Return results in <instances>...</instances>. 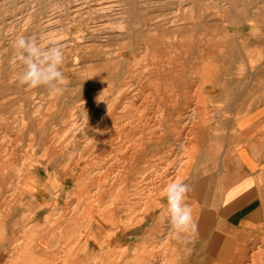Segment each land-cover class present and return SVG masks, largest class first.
I'll list each match as a JSON object with an SVG mask.
<instances>
[{"label":"rangeland","instance_id":"374dc122","mask_svg":"<svg viewBox=\"0 0 264 264\" xmlns=\"http://www.w3.org/2000/svg\"><path fill=\"white\" fill-rule=\"evenodd\" d=\"M17 35L36 37L45 46L56 44L63 47L62 70L66 79L59 93L51 94L44 87L28 89L19 84L18 76L21 66L13 48V41ZM0 51H2L0 92L4 90V93H0V194H2L0 195V204L2 203L0 215L10 211L16 206L13 204L19 201L20 207L28 213L25 214L26 225H30L29 237L27 236L16 247L15 245L8 249L6 247L3 252H0L2 261L19 262L21 258L18 257L17 252L24 246L29 252L27 264L29 261V264H35L37 251L41 247L52 254L54 264H64L67 258L66 245L59 238V234L53 235L47 244L40 245L39 239L34 236H37L38 228L36 227L34 232L31 223L35 219L40 229L48 230L52 228L54 221H65L68 218L67 220L73 221L74 238L77 237L83 247L89 245L87 248L92 252L91 254L94 252V255H90L88 262L85 261L84 264H140L141 262V264H215L210 255V247L207 248L198 241L194 242L192 231L179 235L169 228L165 214V188L169 184L168 180L183 183L186 180L190 191L185 202L194 215L195 210L211 202L214 193L219 192L214 190V187L216 189L221 183L219 181L221 179L220 159L214 157L219 153L221 156L225 155L226 150H236L242 144L240 136L229 139L231 132L224 133L222 126L218 124L222 122L220 119L236 117L235 120L238 121L243 116L244 122L233 124L234 133L238 135L248 128L251 123L250 118L254 114L258 113L257 117H264L260 114L264 112V0H0ZM94 55H97V58ZM100 55L105 58L102 59ZM88 83L89 86H87ZM215 83H219L221 88ZM106 87L107 93L104 92ZM187 91L189 94H186L184 98V92L187 93ZM160 96H162V105L159 108L157 102H160ZM257 97L260 98L257 99ZM83 100L85 102H82ZM177 100L179 103H185L186 110H178ZM58 101L62 102L58 103ZM249 101L252 103L249 104ZM98 103L100 106L97 105ZM113 103H120L121 107L125 108V112L116 108L114 116L102 121L104 112L111 108L110 105L113 107ZM225 105L230 106V110L220 109V107L225 108ZM249 105L254 107L251 109ZM195 106L202 109L198 110L200 113L203 111L204 114L208 111L206 115H203V122L205 120L206 122L202 126L203 133L204 131L207 133L206 141L202 144L203 151H201V154H205V158L199 160L195 170H192L187 179L182 181V174L177 176L176 171L180 169L179 167H182V170L190 166L187 165L190 151L188 150L189 139L195 136L192 126L188 125L184 128L182 125H176L179 136L174 135L176 133H170L171 136L164 138V142L165 140L167 142L168 138H180L188 151L182 147L178 150L180 141H170L167 147L163 146L165 149L150 148L148 153L138 151L136 145L139 141L132 134H146L148 130L150 132L153 124L157 123L160 111L167 112L173 109L170 111L171 114L178 111L183 112L184 117H188L191 114L190 107ZM142 110L145 116L140 118L137 112ZM65 115H67L66 118ZM251 130L248 139L252 141L244 142V144L264 147V125H255L251 127ZM99 131L107 133L105 135L109 134V137L104 138L102 133H98ZM217 132L221 139L219 143L212 142L214 140L212 136ZM130 136L131 142L126 143L128 139H131ZM102 138H108L105 144L101 143ZM231 140L233 142H230ZM133 148L141 154L140 160L130 155V150L133 152ZM208 153L211 154L206 156ZM131 164L133 169L138 167L147 173V182L138 181L141 176L136 173L137 168L133 176L129 174V177L125 178L124 172ZM10 166L13 167L10 168L12 171L9 169ZM15 167V170L19 169L16 173L13 170ZM119 173L121 180L128 179L129 183H123V180L118 183ZM34 175L37 181L33 180ZM105 175L107 179L103 180L104 183L101 181V185H105L102 187L99 181L100 177ZM56 182L60 184V189L57 188ZM35 184V190L38 188L41 191L36 196H42L46 203L56 202L55 210L52 208L39 210L38 206L34 205L32 198L36 193L31 194L30 189ZM110 187L113 188L110 189ZM102 192L107 197L103 196ZM98 199L103 201H97ZM107 209L109 210L105 212ZM36 210L38 212H35ZM100 210L107 216L110 214L113 216L115 210L114 217L118 220V228L122 230L140 226V230L133 235V238L126 237L131 247H127L128 244L120 241L115 244L108 230L102 233L104 239H100L101 241L97 244L94 242L92 238H94V232H97V226L101 224L104 230L108 228L98 216ZM119 215L121 220L118 218ZM152 216L157 219L135 226L137 222H140V218ZM39 221L41 224L38 223ZM77 221H79L78 224ZM109 221L111 223L110 219ZM151 222L153 226L156 223L161 225L153 229L152 233L150 232ZM61 226H58V231ZM166 229L170 233L166 232ZM144 237H147L146 240ZM31 247L33 249H29ZM252 252L244 264H253L257 255L256 249ZM260 258L262 263L264 255Z\"/></svg>","mask_w":264,"mask_h":264},{"label":"bare ground","instance_id":"6f19581e","mask_svg":"<svg viewBox=\"0 0 264 264\" xmlns=\"http://www.w3.org/2000/svg\"><path fill=\"white\" fill-rule=\"evenodd\" d=\"M126 8V7H125ZM119 14V13H118ZM48 20V19H47ZM122 50V49H121ZM5 52V51H4ZM95 52V51H94ZM100 52V51H99ZM98 52V53H99ZM110 52V51H109ZM114 52V51H113ZM206 52V51H205ZM229 52V51H228ZM227 52V53H228ZM2 53V51H0V54ZM97 53V54H98ZM106 53V52H105ZM118 53H119V51H118ZM226 53V54H227ZM6 54V53H5ZM109 54V53H108ZM107 54V55H108ZM116 54H117V52H116ZM206 54V53H205ZM106 55V54H105ZM113 55V54H112ZM3 56V55H2ZM95 56V55H94ZM97 56V55H96ZM95 56V57H96ZM101 56V55H100ZM116 56V55H115ZM206 56H208V55H206ZM94 57V58H95ZM102 57V56H101ZM97 58V57H96ZM105 58V57H104ZM103 57H102V59H104ZM112 58V57H111ZM0 59H1V57H0ZM100 59V58H99ZM208 59V58H207ZM106 60V59H105ZM108 60V59H107ZM113 60V59H112ZM115 60H117V59H115ZM122 60H124V59H122ZM108 61H111V60H108ZM107 61V62H108ZM114 61V60H113ZM224 61V60H223ZM222 61V62H223ZM112 62V61H111ZM114 63V62H113ZM220 63H221V61H220ZM99 64H100V62H99ZM110 64V63H109ZM112 64V63H111ZM70 65V64H69ZM104 65V64H103ZM218 65V64H217ZM75 66H76V64H75ZM74 66V67H75ZM110 66V65H109ZM1 67V66H0ZM111 67H112V65H111ZM124 67V66H123ZM71 68V67H70ZM77 68V67H76ZM79 68V67H78ZM102 68V67H101ZM105 68H106V66H105ZM110 68V67H109ZM112 68H114V67H112ZM201 68V67H200ZM104 69V68H103ZM72 70V69H71ZM70 70V71H71ZM105 71V70H104ZM107 71V70H106ZM216 70H214V72H215ZM77 72V71H76ZM71 73V72H70ZM105 73V72H104ZM71 74H73V73H71ZM78 74V73H77ZM76 74V75H77ZM2 75V74H1ZM74 76V75H73ZM78 76V75H77ZM104 76H106V75H104ZM65 77H66V75H65ZM87 77V76H86ZM89 77V76H88ZM74 78H76V77H74ZM78 78V77H77ZM79 78H82V77H79ZM78 78V79H79ZM97 78H99V77H97ZM101 78V77H100ZM107 78H109L108 76H107ZM212 78V77H211ZM2 79V78H1ZM68 79V78H67ZM70 79V78H69ZM78 79H76V81H78ZM82 79H84V78H82ZM94 79V78H93ZM125 79V78H124ZM81 80V79H80ZM101 80V79H100ZM112 80V79H111ZM1 81V80H0ZM4 81V80H3ZM13 81V80H12ZM87 81V80H86ZM99 81V80H98ZM110 81V80H109ZM82 82V81H81ZM89 82V81H88ZM3 83V82H2ZM5 83V82H4ZM79 83V82H78ZM101 83V82H100ZM104 83V82H103ZM108 83V82H107ZM212 83V82H211ZM90 84H91V82H90ZM89 83L87 84V86H89L90 85ZM216 85L217 84H219V83H215ZM2 85V84H1ZM75 85V84H74ZM78 85V84H77ZM93 85V84H92ZM111 85H113V84H111ZM118 85V84H117ZM3 86V85H2ZM6 86V85H5ZM80 86V85H79ZM95 86V85H94ZM109 86V85H108ZM119 86V85H118ZM129 86V85H128ZM219 86H220V88H221V85L219 84ZM225 86V85H224ZM4 87V86H3ZM121 87V86H120ZM1 88V87H0ZM5 88V87H4ZM80 88V87H79ZM91 88V87H90ZM89 88V89H90ZM113 88V87H112ZM123 88H125V87H123ZM211 88H213L214 89V87H211ZM120 89V88H119ZM133 89V88H132ZM79 90V89H78ZM86 91H87V89H85ZM101 90V89H100ZM112 90V89H111ZM110 90V91H111ZM131 90V89H130ZM222 90V89H221ZM220 90V91H221ZM224 90V89H223ZM4 91V90H3ZM3 91H1V92H3ZM5 91H6V88H5ZM81 91V90H80ZM79 91V92H80ZM98 91V90H97ZM104 91V90H103ZM121 91V90H120ZM126 91V90H125ZM129 91V90H128ZM133 91V90H132ZM160 91V90H159ZM189 91H191V90H189ZM0 92V93H1ZM78 92V91H77ZM95 92V91H94ZM93 92V93H94ZM101 92V91H100ZM104 92H106L107 93V87H106V89H105V91ZM186 92V91H185ZM184 92V94H185V96H184V98H186V94H189L188 93V91H187V93H185ZM4 93V92H3ZM119 93V92H118ZM159 93V92H158ZM77 94V93H76ZM84 94V93H83ZM91 94H92V92H91ZM102 94H103V92H102ZM116 94V93H115ZM129 94V93H128ZM160 94H162V93H160ZM223 94V93H222ZM221 94V95H222ZM225 94V93H224ZM34 95V94H33ZM51 95V94H50ZM113 95V94H112ZM122 95V94H121ZM77 96V95H76ZM92 96V95H91ZM99 96V95H98ZM111 96V95H110ZM211 96V95H210ZM210 96H208V98L210 97ZM223 96H225V95H223ZM222 96V97H223ZM2 97V96H1ZM31 97V96H30ZM48 97V96H47ZM79 97H81L80 95H79ZM79 97H77V98H79ZM93 97V96H92ZM215 97V96H214ZM42 98V97H41ZM119 98V97H118ZM177 98V97H176ZM212 98V97H211ZM249 98V97H248ZM260 97H257V99H259ZM261 98H263V97H261ZM87 99H90V98H87ZM104 99V98H103ZM113 99V98H112ZM120 99V98H119ZM210 99V98H209ZM220 99V98H219ZM1 100V99H0ZM3 100H5L4 98H3ZM2 100V101H3ZM31 100V99H30ZM37 100V99H36ZM56 100H58V99H56ZM62 100V99H61ZM68 100V99H67ZM66 100V101H67ZM91 100H93V98L91 99ZM122 100V99H121ZM120 100V101H121ZM1 101V102H2ZM69 101H70V99H69ZM74 101V100H73ZM90 101V100H89ZM103 101H105V100H103ZM103 101H102V104H103ZM115 101V100H114ZM117 101V100H116ZM219 101V100H218ZM217 101V102H218ZM247 101V100H246ZM253 102H254V99L252 100ZM256 101V100H255ZM30 102H32V101H30ZM57 102V101H56ZM59 102H62V101H58V103ZM82 102H85V100H83ZM109 102H110V100H109ZM204 102H206V100H204ZM251 101H249V104H251L250 103ZM261 102V101H260ZM4 103V102H3ZM65 103V102H64ZM70 103V102H69ZM80 103H81V101H80ZM94 103V102H93ZM158 103V106H159V108L161 107V105H162V96H160V102H157ZM169 103V102H168ZM173 103V102H172ZM171 103V104H172ZM215 103V102H214ZM213 103V104H214ZM219 103H222V102H219ZM224 103V102H223ZM231 103V102H230ZM244 103V102H243ZM256 103V104H255ZM254 104H255V106L257 105V101L255 102ZM2 104V103H1ZM10 104V103H9ZM35 104V103H34ZM184 102H182V103H179L178 102V100H177V108H178V110L180 109V111H183V110H186V107L184 106ZM190 104H192V103H190ZM189 104V105H190ZM240 104V103H239ZM238 104V105H239ZM3 105V104H2ZM33 105V104H32ZM35 105H37V104H35ZM97 105H99L100 106V104L98 103ZM113 105V107L110 105V109L109 110H107V111H105L104 113H105V115L101 118V120L102 121H104V120H106L107 118H110V117H112V116H114L115 114H114V112H116V108H119V109H122V110H124V112H125V108L123 107H121V105H120V103L119 104H117V103H113L112 104ZM201 105V104H200ZM199 105V106H200ZM203 105V104H202ZM237 105V106H238ZM247 105H248V102H247ZM259 105H260V103H259ZM31 106V105H30ZM29 106V107H30ZM37 106H39V105H37ZM67 106V105H66ZM89 106H91L90 104H89ZM243 106V105H242ZM242 106H241V110H242ZM250 106V105H249ZM32 107V106H31ZM49 107V106H48ZM251 107V106H250ZM249 107V108H250ZM252 107H254V106H252ZM252 107H251V109H252ZM260 107H262V106H260ZM82 108V107H81ZM85 108V107H84ZM83 108V109H84ZM87 108V107H86ZM100 108V107H99ZM177 108L175 109V110H177ZM211 108V107H210ZM240 108V107H239ZM245 108V107H244ZM28 109V108H27ZM26 109V110H27ZM32 109V108H31ZM66 109V108H65ZM82 109V110H83ZM94 109H95V106H94ZM104 109V108H103ZM182 109V110H181ZM190 109H191V116L189 115L188 117H184V113L183 112H174V114L172 115L171 114V112L170 111H172L173 109H169L167 112L166 111H160L159 112V116H158V119H157V123H155V124H153V127L150 129V132H149V130L147 131V133L146 134H143V133H136L135 135L134 134H132L133 135V137L135 136V138H136V140H138L139 141V144L138 145H136V150H138V151H142V152H146V153H148L150 150H148V149H150V148H153V150L156 148H159V147H167V143H169L170 141H173V142H178V141H180L181 139L180 138H175V139H170V138H168V141L166 142V140H165V142H164V138L165 137H168L169 135H170V133H176V134H174V135H178L179 133L177 132V130H176V125H182L184 128L186 127V126H188V125H190V126H192V130L195 132V136L193 135V138L192 139H189V149L188 150H190L188 153H189V161H188V164L187 165H190V166H192V167H190V166H186V167H184V169H182L181 170V168L182 167H179L180 169H178L177 171H176V173H177V176L178 175H180V174H182V181H183V179H187V177L189 176V174H191V172H193L192 170H195V168H196V166H197V164H198V161L199 160H201L202 158H205V154H201V151H203L202 149H203V142H205L206 141V136H207V133L204 131V133H203V128H202V126H203V123H205L206 122V120H205V122H203V115H206V112H208V111H205L204 112V114H203V111L200 113L199 111L200 110H202V109H200V107H198V106H195V107H190ZM220 109H224L225 111H227V110H230V106L229 107H226V105H225V108H223V107H220ZM238 109V108H237ZM256 109V108H255ZM64 110V109H63ZM81 110V109H80ZM89 110V109H88ZM105 110H106V108H105ZM199 110V111H198ZM204 110H206V109H204ZM257 110V109H256ZM28 111V110H27ZM33 111V110H32ZM59 111V110H58ZM57 111V112H58ZM70 111V110H69ZM69 111H67V112H69ZM101 111H103V110H101ZM220 111V110H219ZM251 111V110H250ZM26 112V111H25ZM60 112V111H59ZM66 112V111H65ZM123 112V113H124ZM189 112V113H190ZM235 112H237V110L235 111ZM246 112H248V111H246ZM245 112V113H246ZM254 112V111H253ZM30 113H31V111H30ZM56 113V112H55ZM79 113H81V112H79ZM88 113V112H87ZM103 113V114H104ZM158 113V112H157ZM188 113V114H189ZM224 113V112H223ZM24 114V113H23ZM59 114V113H58ZM57 114V115H58ZM85 114V113H84ZM91 114V113H90ZM237 114V113H236ZM39 115H40V113H39ZM56 115V116H57ZM83 115V114H82ZM81 115V116H82ZM176 115H178V118H176ZM200 115L202 116V117H200ZM238 115H241V114H238ZM244 115V114H243ZM41 116V115H40ZM48 116V115H47ZM66 116L67 115H65L64 117L66 118ZM96 116V115H95ZM137 116L138 117H143V116H145V112H144V110H142V111H138L137 112ZM173 116H174V118H176V119H174L173 118ZM208 116V115H207ZM54 117H55V115H54ZM155 117H157V116H155ZM232 117V116H231ZM29 118H31L30 116H29ZM62 118V117H61ZM82 118H84L83 116H82ZM95 118V117H94ZM98 118V117H97ZM204 118H205V116H204ZM210 118H212V117H210ZM226 118H227V116H226ZM236 118V117H235ZM235 118H233L232 117V119H230V118H227V119H224V117H223V119L221 120L220 119V121H222L221 123H218V124H220L219 126H222V128L221 127H219V128H221L223 131H224V133H225V131H227V132H231V134H230V136H229V139H232V138H234L235 136H237V134H236V132L234 133V127H233V124L234 125H236V124H238V123H240L242 120H243V116H241L239 119H238V121L237 120H235ZM70 119V118H69ZM91 119V118H90ZM155 119V118H154ZM49 120V119H48ZM47 120V121H48ZM65 120V119H64ZM92 120V119H91ZM98 120V119H97ZM156 120V119H155ZM214 120V119H213ZM212 120V121H213ZM218 120V119H217ZM216 120V121H217ZM12 121V120H11ZM38 121V120H37ZM46 121V122H47ZM60 121V120H59ZM69 121V120H68ZM96 121V120H95ZM209 121V120H208ZM216 121H215V124H216ZM31 122V121H30ZM170 122H173V123H170ZM45 123V122H44ZM63 123V122H62ZM69 123V122H68ZM73 123V122H72ZM71 123V124H72ZM98 123V122H97ZM214 123V122H213ZM81 123H79V125H80ZM158 124V125H157ZM209 124H210V122H209ZM32 125V124H31ZM45 125V124H44ZM53 125V124H52ZM86 125V124H85ZM36 126V125H35ZM100 126V125H99ZM98 126V127H99ZM206 126V125H205ZM226 126H227V128H226ZM40 127V124H39V126H38V128ZM45 127V126H44ZM66 127V126H65ZM71 127V126H70ZM75 127V126H74ZM85 127V126H84ZM95 127H97L96 125H95ZM156 127V128H155ZM33 128V127H32ZM76 128H77V126H76ZM90 128V127H89ZM100 128V127H99ZM65 129H67V128H65ZM80 129V128H79ZM206 129H208V128H206ZM205 129V130H206ZM214 129V128H213ZM216 129V128H215ZM218 129V128H217ZM7 130V129H6ZM32 130H34V129H32ZM39 130V129H38ZM68 130V129H67ZM209 130H210V128H209ZM212 130V129H211ZM237 131H238V129H236ZM235 130V131H236ZM258 130V129H257ZM43 131H45V129L43 130ZM206 131H208V130H206ZM55 132V131H54ZM213 132V131H212ZM34 133V132H33ZM39 133H41L42 134V132H40L39 131ZM52 132H50V134H51ZM77 133V132H76ZM98 133H102L101 131H99ZM56 134V133H55ZM60 134V133H59ZM72 134V133H71ZM82 134V133H81ZM90 134H91V132H90ZM89 134V135H90ZM103 134V136H104V138L106 137V136H108V135H105V134H107V133H102ZM217 134V135H216ZM215 135H213L212 136V138H214V140H212V142L214 141V142H217V143H219V141H221V139H220V137L218 136V132L216 133ZM258 134V133H257ZM95 135V134H94ZM100 135V134H99ZM172 135V134H171ZM170 135V136H171ZM209 135V134H208ZM44 136V135H43ZM54 136V135H53ZM71 136V135H70ZM83 136V135H82ZM101 136V135H100ZM179 136V135H178ZM72 137V136H71ZM84 137V136H83ZM82 137V138H83ZM93 137V136H92ZM109 137V136H108ZM131 137V136H130ZM259 136L257 135V138H258ZM53 138V137H52ZM55 138V137H54ZM97 138V137H96ZM50 139V138H49ZM56 139V138H55ZM71 139V138H70ZM103 139V138H102ZM108 138H106V139H103L102 141H101V143L103 142L104 144L106 143L105 141L107 140ZM239 139V138H238ZM81 140V139H80ZM83 140V139H82ZM90 140V139H89ZM130 140H132V137H131V139H128L127 141H126V143H128V142H131ZM211 140H210V142H211ZM47 141V140H46ZM52 142H53V140H51ZM68 141V140H67ZM79 141V140H78ZM77 141V142H78ZM164 142V143H162V142ZM182 141V140H181ZM180 141V142H181ZM56 142H58V141H56ZM60 142V141H59ZM186 142V141H185ZM231 142V141H230ZM256 142V141H255ZM74 143V142H73ZM133 143V142H132ZM138 143V142H137ZM182 143V142H181ZM179 144L180 146L179 147H177L178 148V150H180V148L182 147V148H184L185 149V147H184V145H183V143L182 144ZM229 143V142H228ZM67 144V143H66ZM84 144V143H83ZM176 144V143H175ZM185 144V143H184ZM211 144V143H210ZM231 144V143H230ZM45 145H47V144H45ZM134 145V146H135ZM206 145V144H205ZM204 145V146H205ZM223 145V144H222ZM52 146V145H51ZM65 146V145H64ZM173 146V145H172ZM186 146V145H185ZM229 146V145H228ZM249 146V145H248ZM85 147V146H84ZM88 147V146H87ZM133 147V146H132ZM163 147V148H164ZM215 147H216V145H215ZM223 147V146H222ZM10 148V147H9ZM62 148V147H61ZM131 148V147H130ZM224 148V147H223ZM2 149V148H1ZM67 149V148H66ZM132 149V148H131ZM155 149V150H156ZM165 149V148H164ZM163 149V150H164ZM228 149V148H227ZM240 149V148H239ZM48 150V149H47ZM50 150V149H49ZM74 150V149H73ZM81 150H82V148H81ZM135 149L133 148V152H131L132 150H130V155H133V157L135 158V159H138V160H140L141 159V154L140 153H138V151H134ZM144 150V151H143ZM167 150V149H166ZM178 150H176L177 152H178ZM186 150V149H185ZM184 150V151H185ZM188 150H186V151H188ZM14 151V150H13ZM12 151V153H14ZM206 151V150H205ZM210 151V150H209ZM234 151V149L233 150H231V151H227L226 150V153H225V155H220V153H219V155L217 154L215 157L212 155V158L214 157V158H216V159H220V164H222V162L224 163V159H225V157H228V159H230V157H233L234 155L232 154V152ZM153 152V151H152ZM171 152V151H170ZM174 152V151H173ZM180 152V151H179ZM57 153V152H56ZM86 153H88V152H86ZM172 153V152H171ZM183 153H186V152H183ZM187 153V154H188ZM9 154V153H8ZM178 154V153H177ZM211 154V153H210ZM209 153L208 154H206V156H208V155H210ZM235 154V153H234ZM66 155V154H65ZM80 155V154H79ZM180 155V154H179ZM61 156V155H60ZM76 156V155H75ZM82 156V155H81ZM98 156V155H97ZM142 156H143V154H142ZM167 156V155H166ZM166 156H165V158H166ZM238 156V155H237ZM6 157V156H5ZM10 157V156H9ZM42 157V156H41ZM91 157V156H90ZM73 158V157H72ZM87 158V157H86ZM89 158V157H88ZM221 158H222V160H221ZM52 159V158H51ZM85 159V158H84ZM36 160H38V159H36ZM42 160V159H41ZM48 160V159H47ZM56 160V159H55ZM72 160V159H71ZM92 160H94L93 158H92ZM188 160V159H187ZM187 160H185V162L187 161ZM214 160V159H213ZM8 161V160H7ZM52 161V160H51ZM83 161V160H82ZM85 161H86V159H85ZM96 161V160H95ZM135 161V160H134ZM210 161H212L211 159H210ZM6 162V161H5ZM49 162V161H48ZM92 162V161H91ZM11 163V162H10ZM9 163V164H10ZM35 163V162H34ZM183 163V162H182ZM95 164V163H94ZM97 164V163H96ZM200 164V163H199ZM216 164V163H215ZM12 165V164H11ZM17 165V164H16ZM48 165V164H47ZM73 165V164H72ZM88 165V164H87ZM127 165V164H126ZM217 165V164H216ZM216 165H215V167H216ZM7 166H9L8 164H7ZM13 166V165H12ZM75 166V165H74ZM136 166H138V164L136 165ZM207 166V165H206ZM14 167V166H13ZM13 167H9V169L10 168H13ZM16 167H18V166H16ZM16 167L13 169L14 171H15V173H16V171H19V169L18 170H15L16 169ZM48 167V166H47ZM92 167V166H91ZM212 167H214V166H212ZM19 168H21V167H19ZM74 168V167H73ZM137 168V172L136 173H138V175L140 174V176H141V178L138 180L139 182H147L148 181V178H147V173L145 172V171H143L142 169H138V167H136ZM136 168L135 169H133V165L131 164L129 167H127V169L125 170V172H124V176H125V178H127V177H129L128 175L130 174V175H132L133 176V174L135 173V170H136ZM176 168H178V167H176ZM194 168V169H193ZM207 168H209V167H207ZM77 169V168H76ZM216 169H217V167H216ZM215 169V170H216ZM46 170H48V169H46ZM92 170V169H91ZM10 171H12L11 169H10ZM56 171V170H55ZM54 171V172H55ZM77 171V170H76ZM107 171V170H106ZM121 171V170H120ZM166 171H167V169H166ZM197 171H199V169H197ZM32 172V171H31ZM78 172V171H77ZM93 172V171H92ZM14 173V172H13ZM28 173V172H27ZM104 173V172H103ZM113 173V172H112ZM174 173V172H173ZM196 173V172H195ZM71 174V173H70ZM91 174V173H90ZM105 174V173H104ZM28 175V174H27ZM37 175V174H36ZM72 175V174H71ZM76 175V174H75ZM81 174H79V176H80ZM107 175V174H106ZM101 176L100 177V185L102 184V182H103V180H106L107 179V176ZM115 175V174H114ZM119 175V178H117L118 179V183H119V181H122L123 183H129L128 182V179H122L121 180V174L119 173L118 174ZM175 175V174H174ZM53 176V175H52ZM78 176V175H77ZM33 177V180L34 181H37V177L34 175V176H32ZM32 177H31V180H32ZM82 177V176H81ZM132 178V177H131ZM256 178V177H255ZM25 179V178H24ZM51 179V178H50ZM74 179H75V176H74ZM84 179V178H83ZM90 179V178H89ZM97 179V178H96ZM98 179H99V177H98ZM133 179V178H132ZM22 180V179H21ZM57 180V179H56ZM55 180V181H56ZM77 179H75V181H76ZM115 180V179H114ZM133 180H136L135 178L133 179ZM29 180L27 179V182H28ZM96 181V180H95ZM102 181V182H101ZM42 182V181H41ZM83 182V181H82ZM115 182H116V180H115ZM114 182V183H115ZM131 182V181H130ZM171 181H167V183H170ZM185 183L187 182L186 180L184 181ZM21 183H23V182H21ZM31 183H32V181H31ZM37 183V182H36ZM48 183V182H47ZM57 183V182H56ZM70 183V182H69ZM72 183V182H71ZM104 183V182H103ZM25 184V183H24ZM112 184H113V182H112ZM259 184V183H258ZM18 185V184H17ZM57 185H58V183H57ZM60 185V184H59ZM57 186V188H59L60 186ZM70 185V184H69ZM95 185H97V184H95ZM99 185V186H100ZM116 185H118L117 187H120L119 186V184H116ZM263 185H264V183H263ZM36 186V184L34 185V187H32L31 189H30V193L31 194H33V193H40L41 191H39L38 190V188L35 190V187ZM56 186V185H55ZM54 186V187H55ZM63 186V185H62ZM81 186V185H80ZM79 186V187H80ZM84 186V185H83ZM98 186V185H97ZM102 186V185H101ZM101 186H100V189H102L101 188ZM105 185H103L102 187H104ZM115 186V185H114ZM113 186V187H114ZM52 187V186H51ZM106 187H107V183H106ZM113 187H110V189L111 188H113ZM226 187V186H225ZM264 187V186H263ZM9 188V187H8ZM11 188V187H10ZM17 188V187H16ZM15 188V189H16ZM53 188V187H52ZM95 188V187H94ZM54 189V188H53ZM60 189V188H59ZM62 189V188H61ZM121 189V188H120ZM122 189H124V188H122ZM197 189V188H196ZM3 190V189H2ZM18 190V189H17ZM41 190V189H40ZM63 190V189H62ZM92 190V189H91ZM99 190V189H98ZM199 190V189H198ZM74 191V190H73ZM105 191L106 190H104L103 192L105 193ZM13 192V191H12ZM11 192V193H12ZM99 192V194H100V191H98ZM103 192H102V194H103ZM209 192H210V189H209ZM2 193V192H1ZM5 193H7V191L5 192ZM57 193H58V191H57ZM60 193V192H59ZM90 193V192H89ZM94 193V192H93ZM93 193H92V197H93ZM206 193V192H205ZM23 194V193H22ZM42 194V193H41ZM106 194V193H105ZM105 194H103V196H106L107 197V195H105ZM189 194V193H188ZM0 195H2V194H0ZM36 195V194H35ZM90 195H91V193H90ZM101 195V194H100ZM193 195V194H192ZM196 195V194H195ZM7 196H9V195H7ZM30 196V195H29ZM58 196V195H57ZM89 196V195H88ZM96 196V195H95ZM102 196V195H101ZM100 196V197H101ZM111 196V195H110ZM126 196V195H125ZM1 197V196H0ZM6 197V196H5ZM76 197H77V195H76ZM98 197H99V195H98ZM105 197V198H106ZM163 197V196H162ZM190 197V196H189ZM193 197V196H192ZM24 198V197H23ZM23 198H21V199H23ZM31 198V197H30ZM40 198V201H39V204H37V206H38V209L39 210H47V209H50V208H52L53 210H55V205H56V202L54 203V202H52L53 204H51V203H46V202H44L43 200V198H42V196L41 197H39ZM86 198V197H85ZM136 198V197H135ZM156 198V197H155ZM164 198V197H163ZM194 198H196L195 196H194ZM198 198V197H197ZM205 198V197H204ZM35 199V198H34ZM59 199H61V198H59ZM69 199V198H68ZM77 199V198H76ZM92 199V198H91ZM190 199V198H189ZM10 200V199H9ZM66 200V199H65ZM70 200V199H69ZM86 200V199H85ZM84 200V201H85ZM90 200V199H89ZM99 200H101V199H98L97 201H99ZM120 200V199H119ZM121 200H123V199H121ZM186 200H187V198H186ZM21 201V200H20ZM52 201H53V198H52ZM71 201V200H70ZM79 201H80V199H79ZM83 201V202H84ZM90 201H92V200H90ZM101 201H103V200H101ZM126 201H130V200H126ZM158 201V200H157ZM197 201V200H196ZM195 201V202H196ZM9 202V201H8ZM28 202V201H27ZM86 202V201H85ZM122 202V201H121ZM29 203V202H28ZM64 203H65V201H64ZM79 203V202H78ZM197 203V202H196ZM2 204V203H1ZM66 204V203H65ZM75 204V203H74ZM118 204V203H117ZM120 204V203H119ZM158 204H159V202H158ZM8 205V204H7ZM14 205V204H13ZM73 205V204H72ZM103 205H104V203H103ZM107 205V204H106ZM106 205H105V207H106ZM126 205V204H125ZM200 205V204H199ZM45 206V207H44ZM69 206V205H68ZM43 207V208H42ZM92 207V206H91ZM129 207V206H128ZM34 208V207H33ZM33 208H31L32 209V211H33ZM58 209H59V207H57ZM123 208H124V206H123ZM201 208V207H200ZM70 209H72V208H70ZM102 209V208H101ZM119 209V208H118ZM109 209H107V210H105V212H107ZM120 210V209H119ZM127 210V209H126ZM130 210V209H129ZM160 210V209H159ZM26 211V210H25ZM31 211V212H32ZM58 211V210H57ZM60 211V210H59ZM66 211V210H65ZM64 211V212H65ZM83 211V210H82ZM111 211V210H110ZM121 211V210H120ZM35 212H38V210H36ZM63 212V211H62ZM73 212V211H72ZM76 212V211H75ZM124 212V211H123ZM153 212V211H152ZM200 211L199 210H195V213H194V215H193V221H194V224H195V220H196V218L198 217V213H199ZM7 213V212H6ZM24 213V214H23ZM23 213H21V214H23V216H24V221H25V223H26V219H25V214H28V213H25L24 211H23ZM54 213V212H53ZM56 213V212H55ZM90 213H91V209H90ZM94 214H96L95 212H93ZM162 213V212H161ZM1 214V213H0ZM8 214V213H7ZM17 214V213H16ZM30 214V213H29ZM67 214V213H66ZM72 214V213H71ZM114 214H115V210H114V213H113V216H112V214H110V215H105V214H102V212H101V210L99 211V213H98V216H99V218L101 219V222L106 226V227H108L107 229H103V225H101L100 224V226H97L98 227V229L96 230L97 232H94V238H92L93 240H94V242L97 244V242L99 243L101 240L100 239H104L103 237H102V233L104 234V231H107L108 230V232H110V236L113 238V241L115 242V244H116V242H124V244H128V246L127 247H131L130 246V243L128 242L127 243V239H126V237H132L133 238V235H136L137 234V231L138 230H140V226H138V224H142V223H144L145 221H148V220H152V219H157V218H155L154 216H152V217H148V218H140V222H137V225H135V226H138V227H135L134 229H131V228H127V230H122V229H120V228H118V220L116 219V217H114ZM154 214H156V213H154ZM32 215V214H31ZM34 215H37L36 213H34ZM51 215V214H50ZM76 215V214H75ZM159 215V214H158ZM21 216V215H20ZM46 216H47V214H46ZM59 216V215H58ZM63 216V215H62ZM74 216V215H73ZM12 217V216H11ZM10 217V218H11ZM69 217V216H68ZM158 217V216H157ZM161 217V216H160ZM9 218V219H10ZM62 218V217H61ZM74 218V217H73ZM111 220V223H110V221H109V219ZM118 218H120V215H119V217ZM123 218V217H122ZM2 218H0V220H1ZM47 220H48V218H46ZM50 219V218H49ZM68 219V218H67ZM67 219H65V221L64 220H61V221H54V224H53V226H52V228L51 229H48V230H42V229H40L38 226H40L39 224H34L33 225V227H34V229L33 228H31V229H33V231L34 230H36L37 228V239H39V243H40V245H42V244H47V241L49 240V239H51V237H53V235H58L59 234V238L61 239V240H63V242H64V244L66 245V253H67V258H66V261L64 262V264H84V262L85 261H87L88 262V260H89V257H90V255H94V252H93V254H91L92 252H90L89 251V248H87L88 246H85V247H83L82 245H81V242H80V240H78L77 239V237H76V239L74 238V231H75V229H74V227H73V221H71V220H67ZM75 220V219H74ZM120 220H121V218H120ZM119 220V221H120ZM42 221H44V220H42ZM49 222H50V220H48ZM53 221V220H52ZM76 221V220H75ZM5 222V221H4ZM78 222L79 221H77V224H78ZM10 223H12V222H10ZM40 224H41V222H39ZM44 223V222H43ZM64 223H66L67 225H65ZM126 223V222H125ZM1 224V223H0ZM32 224V223H31ZM50 224H51V222H50ZM64 225V226H61V225ZM136 224V223H135ZM153 223L151 222V227H150V232L152 233V231H153V229H156V228H158L159 226H161V225H159L158 223H156V225H152ZM166 224V223H165ZM168 224V223H167ZM10 225V224H9ZM22 225V224H21ZM37 225V226H36ZM127 225V224H126ZM125 225V226H126ZM129 225V224H128ZM132 225V224H131ZM159 225V226H158ZM170 225V224H169ZM263 225V224H262ZM1 227H2V225H0ZM51 226V225H50ZM58 226H61V227H59V231L57 230V228H58ZM130 226V225H129ZM163 226V225H162ZM30 225L29 224H27V225H24V230H25V237L24 238H27V236L29 237V230H30ZM37 227V228H36ZM127 227V226H126ZM132 227V226H131ZM166 227H168V226H166ZM262 227V226H261ZM17 228V227H16ZM87 228V227H86ZM169 228H171V226L169 227ZM257 228H259V227H257ZM85 229V228H84ZM143 229V228H142ZM3 230V229H2ZM12 230V229H11ZM24 230H23V232H24ZM130 230V231H129ZM144 230V229H143ZM161 231V230H160ZM168 230L166 229V232H167ZM10 232V231H9ZM35 232V231H34ZM81 232V231H80ZM148 232V231H147ZM147 232H146V234H147ZM149 232V233H150ZM165 232V233H166ZM169 232V231H168ZM264 232V231H263ZM79 233V232H78ZM170 233V232H169ZM5 234H6V232H5ZM143 234V233H142ZM163 234V233H162ZM3 235V234H2ZM7 235V234H6ZM6 235H3V236H6ZM32 235V234H31ZM148 235V234H147ZM151 235V234H150ZM168 235V234H167ZM180 235V234H179ZM195 235V234H194ZM2 236V237H3ZM186 236V235H185ZM36 237V236H35ZM82 237V236H81ZM102 237V238H101ZM141 237V236H140ZM8 238V237H7ZM33 238V237H32ZM145 238H147V237H144V240H146ZM161 238H162V236H161ZM5 239V238H4ZM13 239V238H12ZM110 239V238H109ZM264 239V238H263ZM25 240V239H24ZM118 240V241H117ZM161 240V239H160ZM159 240V241H160ZM9 241V240H8ZM8 241H7V243H8ZM90 241V240H89ZM155 241V240H154ZM5 242V241H4ZM62 242V241H61ZM156 242V241H155ZM10 243V242H9ZM89 243V242H88ZM144 243V242H143ZM146 243V242H145ZM152 243V242H151ZM5 244V243H4ZM142 244V243H141ZM18 245V244H17ZM33 245V244H32ZM54 245V244H53ZM139 245V244H138ZM51 246H52V244H51ZM96 246V245H95ZM145 246V245H144ZM152 246V245H151ZM156 246H157V244H156ZM159 246V245H158ZM5 247V246H4ZM9 247V246H8ZM13 247V246H12ZM30 247V246H29ZM259 247V246H258ZM11 248V247H10ZM151 248V247H150ZM8 249V248H7ZM26 248H24V246H23V248L22 249H20L18 252H17V254H18V257H20L19 259L22 261H20L19 260V262H16L15 264H27L26 263V261L29 259V252H28V249L27 250H25ZM29 249H33L32 247L31 248H29ZM128 249V248H127ZM136 249H138V248H136ZM143 249V248H142ZM141 249V250H142ZM238 249V248H237ZM1 250V249H0ZM5 250V249H4ZM10 250V249H9ZM16 250V249H15ZM65 250V249H64ZM149 250V249H148ZM151 250V249H150ZM253 250V249H252ZM91 251H94V250H91ZM127 251V250H126ZM145 251V250H144ZM154 251H155V249H154ZM243 251V250H242ZM3 252V251H2ZM10 252V251H9ZM15 252V251H14ZM32 253H33V251H31ZM38 252V254H37V258H36V260H34V261H36L35 262V264H54V260H53V258H52V254L51 253H49L48 251H47V249L46 248H42L41 247V249L39 248V250L37 251ZM65 252V251H64ZM99 252V251H98ZM124 252V251H123ZM149 252H152V251H149ZM245 252V251H244ZM12 253V252H11ZM128 253V252H127ZM133 253V252H132ZM253 253V252H252ZM4 254V253H3ZM96 254H97V252H96ZM13 255V254H12ZM121 255H122V253H121ZM242 255V254H241ZM8 256V255H7ZM7 256H6V258H7ZM10 256V255H9ZM61 256V255H60ZM97 255H95V257H96ZM141 256V255H140ZM243 256V255H242ZM32 257V255L30 256V258ZM136 257V256H135ZM135 257H134V259H135ZM2 258H3V256H2ZM11 258V257H10ZM10 258H8V259H10ZM97 258H99V257H97ZM133 258V257H132ZM144 258V257H143ZM0 259H1V256H0ZM131 259V258H130ZM137 259V258H136ZM145 259H147V258H145ZM11 260V259H10ZM32 260V259H31ZM60 260V259H59ZM142 260V259H141ZM4 261V260H3ZM57 261V260H56ZM130 261H132V260H130ZM139 261V260H138ZM25 262V263H24ZM30 262V261H29ZM29 262H28V264H29ZM59 262V261H58ZM57 262V263H58ZM124 262H126V260L124 261ZM129 262V261H128ZM258 262H260V259H259V257H258V255H256V257H255V261L253 262V264H257ZM3 263V262H2ZM132 263V262H131ZM139 263V262H138ZM142 263V262H141ZM140 263V264H141ZM1 264V263H0ZM14 264V263H13ZM60 264V263H59ZM128 264H130V263H128Z\"/></svg>","mask_w":264,"mask_h":264},{"label":"crops","instance_id":"0c3cea01","mask_svg":"<svg viewBox=\"0 0 264 264\" xmlns=\"http://www.w3.org/2000/svg\"><path fill=\"white\" fill-rule=\"evenodd\" d=\"M260 114L262 116L264 112ZM257 115L258 113L254 114L250 118L248 128L236 136L241 137L242 144L232 152L233 157H225L224 163L220 164L221 183L216 189L214 187V190L219 192L214 193L211 202L200 206L195 220L193 240L207 248L210 247V255L215 264H244L254 249L259 259L264 255V147L244 144L252 141L248 139L251 127L264 125V117ZM242 121L244 122V119ZM36 195L33 194L32 202L37 206L40 198ZM14 205L16 206L8 211V214L0 215V252L8 246L16 247L25 239V210L20 207L19 201ZM36 222L34 219L32 226ZM261 226L263 228L260 229ZM0 263L16 262L7 263L0 259ZM262 263L264 264V261Z\"/></svg>","mask_w":264,"mask_h":264},{"label":"clouds","instance_id":"9594fccd","mask_svg":"<svg viewBox=\"0 0 264 264\" xmlns=\"http://www.w3.org/2000/svg\"><path fill=\"white\" fill-rule=\"evenodd\" d=\"M13 48L20 64L18 82L28 89L44 87L51 94L59 93L65 83L62 70L64 51L61 45L45 46L36 37L17 35ZM190 191L188 184L173 181L165 188V214L172 230L185 234L194 230L192 209L185 202Z\"/></svg>","mask_w":264,"mask_h":264}]
</instances>
